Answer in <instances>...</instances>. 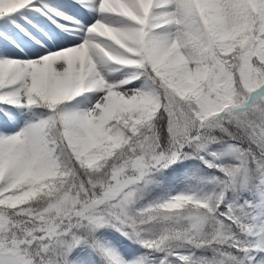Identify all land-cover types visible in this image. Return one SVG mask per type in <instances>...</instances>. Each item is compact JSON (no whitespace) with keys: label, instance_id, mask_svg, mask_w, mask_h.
Here are the masks:
<instances>
[{"label":"snow or ice","instance_id":"6c2138e0","mask_svg":"<svg viewBox=\"0 0 264 264\" xmlns=\"http://www.w3.org/2000/svg\"><path fill=\"white\" fill-rule=\"evenodd\" d=\"M0 264H264V0H0Z\"/></svg>","mask_w":264,"mask_h":264}]
</instances>
